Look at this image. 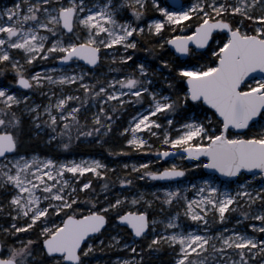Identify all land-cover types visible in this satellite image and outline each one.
<instances>
[{
    "label": "snow or ice",
    "instance_id": "snow-or-ice-1",
    "mask_svg": "<svg viewBox=\"0 0 264 264\" xmlns=\"http://www.w3.org/2000/svg\"><path fill=\"white\" fill-rule=\"evenodd\" d=\"M146 36L187 62H137ZM29 129L44 148L23 149ZM90 142L170 162L74 154ZM113 218L130 238L97 241ZM164 247L168 264H264V0L0 6V264L106 248L126 255L103 264H153Z\"/></svg>",
    "mask_w": 264,
    "mask_h": 264
},
{
    "label": "rangeland",
    "instance_id": "rangeland-1",
    "mask_svg": "<svg viewBox=\"0 0 264 264\" xmlns=\"http://www.w3.org/2000/svg\"><path fill=\"white\" fill-rule=\"evenodd\" d=\"M12 0H0V6H4L6 4L11 3ZM153 40H155V38H152ZM155 42L158 44V41L155 40ZM169 48V46H167ZM135 58L137 59V62L143 61L145 58H148V60L151 62V66L153 67V63H154V55H153V50L152 51H146V49L140 50L138 49L136 51V55ZM187 62L186 60H184V63ZM203 61H201L202 63ZM159 66H156L155 68H158ZM154 68V67H153ZM108 69L105 66H101L98 70H97V74L99 75L100 73L106 72ZM89 71H92V69H89ZM12 77L9 76V79H11ZM126 119H127V114L125 115ZM118 123H123V121H118ZM27 124V121H26ZM35 129H29L26 131L25 134V143L23 145V149L24 150H31V149H42L45 147V145L43 144L44 139L46 138L44 133L41 132L39 134V136H35L33 135V133L35 132ZM86 144H94L95 146H93V148H98L99 144L95 143V142H90V143H86ZM123 145V140L120 139L118 136H113L112 139L109 141V146H111L113 149L116 147H120ZM106 150V149H105ZM78 151L80 150H76L74 149V154L75 155H89V156H94V155H101V157L105 160V162L109 163V166L111 167L112 164H123V163H130L132 160H139L142 161L145 158H151L154 159L156 161V163L158 165L161 166H167V163L170 162H166L165 160H157V158L155 157L154 154H138V155H133L131 157H123V158H119V157H113L110 156L106 151L102 152V151H98L95 152L94 154H82L79 153ZM190 166V165H189ZM111 175V173H110ZM100 183H103V180H100ZM148 184H150L151 182H147ZM137 184H139V186L141 188H145L147 187V185L144 182H140L137 181ZM115 192H120L121 189L120 187H116L115 189H113ZM125 194H127V190H125ZM83 206V205H81ZM119 233L121 236L124 237V239H129L130 238V233H129V229L124 227L123 225H116L114 218L112 221V226L109 227L101 236L97 237V241L99 239H103L105 240V243L107 244V241L110 239V234H116ZM22 239H26L28 238L27 235H24L21 237ZM137 244H141L144 245L146 242L145 241H141V240H137L136 241ZM115 255H126L125 252H117L115 250H109V249H105L104 253H96V257L101 259V264H103V260L104 259H114ZM170 256V260H171V253L170 251L164 247L162 248L161 252L158 255H153L151 257L153 264H161V259L162 256ZM90 264H95V260L90 261ZM168 264V263H167Z\"/></svg>",
    "mask_w": 264,
    "mask_h": 264
},
{
    "label": "trees",
    "instance_id": "trees-1",
    "mask_svg": "<svg viewBox=\"0 0 264 264\" xmlns=\"http://www.w3.org/2000/svg\"><path fill=\"white\" fill-rule=\"evenodd\" d=\"M153 45H158L155 40H153L152 38L149 39L147 36L144 38L143 42L139 43V49L143 50V49H149L150 51L153 50V55H154V63H153V67L155 68L156 66H159V59L158 58H170L174 64L176 63H184V60H181L170 48H168L166 46V48L164 50L159 49V47H155L153 49ZM148 50V51H149ZM126 115V114H125ZM126 120V117L124 116L122 118V121ZM93 146H95L94 144H79L78 146H76V150H80L78 151L79 153L82 154H94L95 152L98 151H102L105 152V147L104 146H99L98 148H93ZM118 148V147H116ZM114 148V149H116ZM170 261V256H162L161 262L162 264H167Z\"/></svg>",
    "mask_w": 264,
    "mask_h": 264
},
{
    "label": "water",
    "instance_id": "water-1",
    "mask_svg": "<svg viewBox=\"0 0 264 264\" xmlns=\"http://www.w3.org/2000/svg\"><path fill=\"white\" fill-rule=\"evenodd\" d=\"M169 48L175 53V51H174V49L171 47V46H169ZM176 55H177V53H175ZM178 56V55H177ZM179 57V56H178ZM180 58V57H179ZM181 59V58H180ZM181 60H186V59H181Z\"/></svg>",
    "mask_w": 264,
    "mask_h": 264
}]
</instances>
